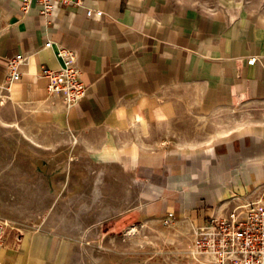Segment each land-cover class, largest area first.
<instances>
[{"label":"crops","instance_id":"1","mask_svg":"<svg viewBox=\"0 0 264 264\" xmlns=\"http://www.w3.org/2000/svg\"><path fill=\"white\" fill-rule=\"evenodd\" d=\"M77 1L0 0V264H103L106 237L169 214L192 231L264 185V10ZM60 49L86 88L70 109L43 73Z\"/></svg>","mask_w":264,"mask_h":264},{"label":"built area","instance_id":"2","mask_svg":"<svg viewBox=\"0 0 264 264\" xmlns=\"http://www.w3.org/2000/svg\"><path fill=\"white\" fill-rule=\"evenodd\" d=\"M21 10L27 13L35 4L41 13L50 15L56 6L79 4L77 0H20ZM86 14L101 17L100 10L87 9ZM47 42L45 47H50ZM63 65L58 70L45 68L48 90L51 95L61 98L66 109H70L85 97L86 88L81 81V70L77 65L74 51L60 49ZM21 58H14L8 66L6 81L19 78L17 66ZM254 58L249 60L253 64ZM173 214L163 219V225L172 223ZM5 223L0 220V246ZM188 255L204 260L207 264H264V185L254 195L253 200L236 207L225 218H210L208 222L192 230V240Z\"/></svg>","mask_w":264,"mask_h":264},{"label":"rangeland","instance_id":"3","mask_svg":"<svg viewBox=\"0 0 264 264\" xmlns=\"http://www.w3.org/2000/svg\"><path fill=\"white\" fill-rule=\"evenodd\" d=\"M208 1L214 4L216 0ZM233 1L241 3L246 9L264 10V0ZM125 234V240L122 237H106L105 245L96 248L98 257L106 260L103 264H207L188 255L192 240L188 224L171 223L165 226L163 221H155L135 231L127 230Z\"/></svg>","mask_w":264,"mask_h":264}]
</instances>
